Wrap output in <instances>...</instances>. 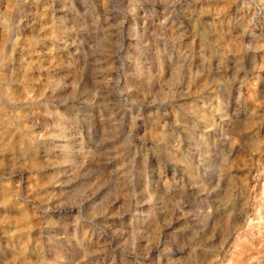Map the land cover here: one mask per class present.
<instances>
[{
	"label": "clouds",
	"instance_id": "9594fccd",
	"mask_svg": "<svg viewBox=\"0 0 264 264\" xmlns=\"http://www.w3.org/2000/svg\"><path fill=\"white\" fill-rule=\"evenodd\" d=\"M0 264H264V0H0Z\"/></svg>",
	"mask_w": 264,
	"mask_h": 264
},
{
	"label": "rangeland",
	"instance_id": "374dc122",
	"mask_svg": "<svg viewBox=\"0 0 264 264\" xmlns=\"http://www.w3.org/2000/svg\"><path fill=\"white\" fill-rule=\"evenodd\" d=\"M70 51H75V49L74 48H72V49H70ZM101 195H105L106 193L104 192V190H101V193H100ZM118 205H119V202H117V205H116V207H118ZM115 210V208L113 209V211Z\"/></svg>",
	"mask_w": 264,
	"mask_h": 264
}]
</instances>
